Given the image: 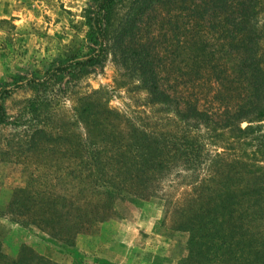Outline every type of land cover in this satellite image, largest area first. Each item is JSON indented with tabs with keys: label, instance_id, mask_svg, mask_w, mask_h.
<instances>
[{
	"label": "rangeland",
	"instance_id": "rangeland-1",
	"mask_svg": "<svg viewBox=\"0 0 264 264\" xmlns=\"http://www.w3.org/2000/svg\"><path fill=\"white\" fill-rule=\"evenodd\" d=\"M87 2L0 0V80L7 81L24 72L42 74L53 59L83 51L87 44L83 16ZM212 10L210 0L155 2L137 22L133 42L146 45L161 87L177 98L179 108L191 102L217 121L224 109H231L244 94L246 86L229 80L237 59L222 36L225 32L217 31ZM260 24L264 28V17ZM186 38L194 47L182 44ZM199 45L204 49L200 50ZM130 63L113 47L101 70L81 77L69 85L65 94L56 84L49 85L38 102L37 116L30 111L33 89L18 90L5 99L6 112L19 116L21 125H0L3 252L14 256L19 246L25 244L57 264H180L186 256L188 234L178 230L176 223L180 209L195 197L198 186L215 183L216 172L234 159L242 161L246 171L264 166V158L257 152L258 137L264 135V121L258 123L260 129L241 136L240 140L216 124L190 126L171 108L150 100ZM225 75L222 81L218 78ZM96 99L104 109L117 113V127L124 133L128 125L140 126L153 134L164 151L178 157L181 154L177 148L162 141L159 133L188 134L198 141L200 153L189 162L183 157L173 159L166 169L153 176L144 198L136 203L116 201L111 208L97 214L87 205L86 216L82 217L74 237V247H70L53 240L30 217L14 214L7 208L15 189L24 185L27 175L40 178L44 167H51L50 164L39 166L41 160L35 166L36 157L29 159L34 163L24 162L16 145L31 126L54 133L67 130L84 138L85 127L76 121L75 109L85 100ZM245 125L246 122L241 123V127ZM53 175V169H48L50 197L62 213L71 212L74 196L69 188L55 186Z\"/></svg>",
	"mask_w": 264,
	"mask_h": 264
},
{
	"label": "trees",
	"instance_id": "trees-1",
	"mask_svg": "<svg viewBox=\"0 0 264 264\" xmlns=\"http://www.w3.org/2000/svg\"><path fill=\"white\" fill-rule=\"evenodd\" d=\"M158 1L161 0H88L83 9L87 25L83 51L53 59L42 74L24 72L7 81L0 80V125H21L19 116L6 112L7 97L24 88L33 89L30 111L37 116L38 102L49 85L56 84L65 94L69 85L101 70L116 47L123 60L131 62L140 87L148 92L150 100L174 110L182 122L194 127L216 124L237 140L260 129L258 123L264 121V28L260 24L264 0H210L217 31L225 32L222 36L237 59L229 80L246 86L244 94L231 109H224L217 121L191 102L179 108L177 98L161 87L146 45L133 42L137 22ZM183 41L182 44L194 47L190 39ZM199 48L204 49L200 45ZM196 60L197 57L193 63ZM226 77L218 78L222 81ZM75 110L76 121L85 127L84 138L67 130L54 133L31 126L18 139L16 148L20 149L24 162L34 163L29 159L36 157L35 166L41 160L39 166L50 164L51 167H44L40 178L27 175L7 207L14 214L30 217L53 240L70 247H74V237L82 217L86 216L87 205L97 214L111 208L116 201L136 203L144 198L153 176L166 169L173 159L183 157L189 162L200 153L198 141L188 134L159 133L162 141L177 148L181 154L178 157L164 151L153 134L140 126L128 125L124 133L117 127V113L104 109L98 99L85 100ZM242 122H246L244 127ZM258 142L257 152L264 158L263 134ZM245 167L242 161L234 159L216 172L215 183L199 185L195 197L180 209L176 226L188 234L186 256L180 264H264V166L248 171ZM48 169H53L55 186L72 192L71 212L62 213L51 199L46 179ZM0 264L57 263L21 244L14 256L0 247Z\"/></svg>",
	"mask_w": 264,
	"mask_h": 264
}]
</instances>
